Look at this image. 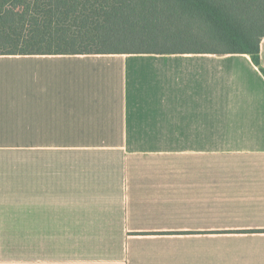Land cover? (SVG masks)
Returning <instances> with one entry per match:
<instances>
[{
  "label": "crops",
  "instance_id": "obj_1",
  "mask_svg": "<svg viewBox=\"0 0 264 264\" xmlns=\"http://www.w3.org/2000/svg\"><path fill=\"white\" fill-rule=\"evenodd\" d=\"M0 264H264L251 56L0 54Z\"/></svg>",
  "mask_w": 264,
  "mask_h": 264
},
{
  "label": "trees",
  "instance_id": "obj_2",
  "mask_svg": "<svg viewBox=\"0 0 264 264\" xmlns=\"http://www.w3.org/2000/svg\"><path fill=\"white\" fill-rule=\"evenodd\" d=\"M262 37L264 0H0V54L246 53L264 76Z\"/></svg>",
  "mask_w": 264,
  "mask_h": 264
},
{
  "label": "rangeland",
  "instance_id": "obj_3",
  "mask_svg": "<svg viewBox=\"0 0 264 264\" xmlns=\"http://www.w3.org/2000/svg\"><path fill=\"white\" fill-rule=\"evenodd\" d=\"M215 45V47H217V46H223V44H221V43H219V44H214ZM219 49L221 50V49H223L222 47H219Z\"/></svg>",
  "mask_w": 264,
  "mask_h": 264
}]
</instances>
